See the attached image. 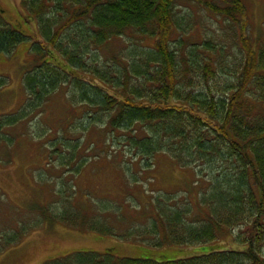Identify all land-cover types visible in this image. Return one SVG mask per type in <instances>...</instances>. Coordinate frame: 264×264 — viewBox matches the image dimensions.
Listing matches in <instances>:
<instances>
[{"label": "trees", "instance_id": "trees-1", "mask_svg": "<svg viewBox=\"0 0 264 264\" xmlns=\"http://www.w3.org/2000/svg\"><path fill=\"white\" fill-rule=\"evenodd\" d=\"M180 2L204 10L201 40L193 39L194 17L179 16ZM22 7L40 39L25 68L26 104L0 115V129L39 113L65 85L68 99L87 109L88 125H105L148 165L165 152L193 168L197 184L208 183L194 218L190 203L161 201L153 245L204 244L230 232L245 246L168 261L90 251L54 264H264V30L254 43L244 0H22ZM28 38L0 15V54ZM118 39L124 46L107 54ZM6 83L1 77L0 88Z\"/></svg>", "mask_w": 264, "mask_h": 264}, {"label": "rangeland", "instance_id": "rangeland-1", "mask_svg": "<svg viewBox=\"0 0 264 264\" xmlns=\"http://www.w3.org/2000/svg\"><path fill=\"white\" fill-rule=\"evenodd\" d=\"M244 2L247 33L258 44L264 0ZM180 5L179 16L194 17L193 39L201 40L204 10L192 3ZM0 15L30 36L13 52L0 54V78L7 79L0 88V115H11L26 104L25 68L31 44L40 38L36 20L24 10L22 0H0ZM121 43L118 39L106 45V53L119 50ZM67 94L64 85L39 113L0 129V264H54L90 251L168 261L223 248L245 249L230 232L204 244L153 245L155 236L149 232L156 208L165 207L161 201L175 198L172 208L190 203L194 218L208 183L197 184L196 171L181 167L165 152L157 153L148 165L118 137L111 139L105 125H88L87 109L73 104ZM64 141L74 145L72 152ZM64 213L67 218H57ZM54 216L57 220L49 219Z\"/></svg>", "mask_w": 264, "mask_h": 264}]
</instances>
